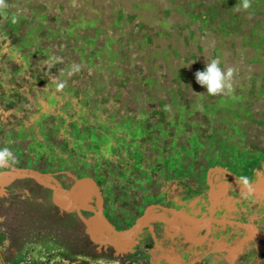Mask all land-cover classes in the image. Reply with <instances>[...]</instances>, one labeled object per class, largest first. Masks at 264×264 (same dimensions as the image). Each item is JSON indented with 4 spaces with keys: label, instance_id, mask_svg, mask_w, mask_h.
Returning a JSON list of instances; mask_svg holds the SVG:
<instances>
[{
    "label": "rangeland",
    "instance_id": "obj_1",
    "mask_svg": "<svg viewBox=\"0 0 264 264\" xmlns=\"http://www.w3.org/2000/svg\"><path fill=\"white\" fill-rule=\"evenodd\" d=\"M50 1L54 6L58 0ZM78 1L72 0L74 5ZM96 1L93 7L83 3L82 11L67 8L71 25L76 15L98 20L85 33L78 23L75 32L62 31L60 45L40 12L32 11V0L20 4L26 9L27 14L18 13L28 35L22 40L16 29L17 42L26 47L22 63H27L32 43L43 49L48 43L50 50L57 48L53 59L61 64V70H51L52 76L61 80L41 90L42 95L54 92L50 101H36L40 94L33 91L35 98L29 101L21 91L23 99L10 106L0 124V148L18 139L21 127L26 139L39 129L41 135L52 129L60 145V166L55 158H49L50 165L37 164L41 148L55 146L43 138L17 155L13 167L0 169V262L264 264V166H246L247 160L224 155L197 171L194 161L197 156L201 162L210 160L212 140L201 137L209 123L222 127L226 122L231 132L237 130L238 141L247 134L251 141L264 140V0H252L246 11L240 10L241 0H112L131 13L130 22L138 27L134 33L126 26L127 15L119 17L118 9L111 13ZM12 17L8 26L7 20L0 23L5 28L2 64L21 49L4 39L17 23ZM91 36L115 39L102 48L96 43L99 62L85 50L78 53ZM213 57L222 68L235 69L227 94L207 95L196 82L195 73L205 70ZM73 61L77 67L68 76L62 67ZM12 64L15 69L24 66ZM90 66L99 71L97 88L84 75ZM23 116L28 122L21 125ZM103 124L120 134L112 140L99 135ZM83 129L93 137L80 144ZM156 132L162 139L144 140L145 152L166 141L169 168L135 167L134 159L142 155L138 141L143 133ZM75 150L85 158L74 156ZM68 160L77 167L70 177ZM192 170L194 180L186 178ZM140 173L149 182L138 180ZM241 176L250 179L251 196H241L236 182ZM125 183H132L136 192ZM171 215L179 217L176 223L168 220Z\"/></svg>",
    "mask_w": 264,
    "mask_h": 264
},
{
    "label": "trees",
    "instance_id": "obj_2",
    "mask_svg": "<svg viewBox=\"0 0 264 264\" xmlns=\"http://www.w3.org/2000/svg\"><path fill=\"white\" fill-rule=\"evenodd\" d=\"M50 0H32V11L35 14H39L38 16H40L41 18L44 19V21L46 22L45 27H47L50 32L52 33L51 36H53V39L55 40V37H57V40L59 41L57 44L60 45V41L63 42V40H60L64 37V34H62V31H69V34L72 33L75 28L77 26H74L76 23H78V26L81 25V29L83 30V33H85V31L87 30V28L89 27L90 23H96V21L98 20V18L95 15H91L92 19H86L85 16L83 18L78 17L77 15L74 18L73 23L74 24H70V21L72 20L73 17H71L68 14V7H71L73 9V7H75V11H82L83 7L82 4L85 3L87 7H93L95 6V4L97 3L96 0H79L75 5L72 2V0H58L57 2H55V5L52 6L51 1ZM23 2V0H5V4L6 7L4 8V10L2 12H0V23L6 22L7 18L9 19L10 16H13L11 18L12 21H17V23L14 25H12L11 30L9 32H7V34H9V38L5 37L4 39H6V41H8L10 47L13 45L18 44V49L21 50H14L13 52V56L12 59H7L6 63L7 64H2L0 63V124L1 122L5 121V119L9 116L11 109L10 106H12V104L18 102L19 100L23 99V97L21 96V91L24 90L29 96H28V100L31 101L33 98L35 97H31V92L33 91V93H35V95H39L40 96L38 98H35L36 101H41V100H45V99H49L53 100L55 98V94L53 93H44V95L41 94V90L45 91L47 89H49L50 85H57L61 80L60 77H58L57 79H55V77L52 76V71L51 70H61V64L59 61H56L53 59L54 56V50H56L57 48H53L52 50H50V45L48 43H46L49 48L46 49L44 47H38V45H36V43H32L31 47H30V53L28 55L27 58V63H22V56H23V52L26 50V47L24 45V41H19L17 42V35L22 39V40H26L28 35H26V33H24V29H22V25H21V19H22V14L18 13V12H22L23 14H27L26 13V9L23 6H20V4ZM97 6H101L104 9L109 10V12L112 13L116 12L119 15V17L127 15L128 21L126 24V26H129V32L130 33H134L138 30V27H133V22H130V20L132 19L131 17V13L125 12L122 8L119 9L120 3L118 1H112V0H98V5ZM118 7V8H117ZM98 9V7H97ZM101 12V11H100ZM79 14L84 15V12H81ZM78 14V15H79ZM37 16V15H36ZM3 20V21H2ZM8 21V20H7ZM29 21V20H28ZM10 23V21H8L7 23H5L6 26H8ZM139 24H141V22H137ZM24 24V23H23ZM37 24V23H35ZM142 25V24H141ZM21 27V28H20ZM35 27L38 28V25H35ZM16 29H17V35H16ZM111 29H109L110 31ZM53 31V32H52ZM55 31V32H54ZM5 32V28L0 26V38L3 36ZM75 32V31H74ZM32 34V33H31ZM30 34V35H31ZM56 34V35H55ZM70 37V36H69ZM68 38V37H66ZM102 39H97L95 36H91V39L89 41H85L84 43H86V48L85 49H80L78 50V53L83 50H85L84 52H86V54H88V58H90V60L92 61H96L99 62V51L100 50H96L95 49V45L97 43V46L99 48H102L103 46L106 45H110L112 42L111 40H115V39H108L107 41H101ZM67 41V39H66ZM69 41V39H68ZM83 43V44H84ZM110 46H107V48H109ZM34 50V51H33ZM77 51H73V53H76ZM155 55V53H154ZM80 56V55H78ZM113 60H115V58H113ZM15 61L18 64H22L24 65L23 67H20L19 69H15V65L12 64V62ZM11 62V63H9ZM71 67H77L75 65V61L64 65L62 68L64 70V72H66V74L68 76L71 75ZM99 68H101V64L98 65ZM59 69V70H58ZM84 70V69H83ZM82 72V69H81ZM99 71L97 69L92 70V66L86 68L84 70V75L86 76V80H88V84H93V88H97L98 84H99V76H98ZM19 76L22 77L21 79H19ZM77 82L74 84L76 85ZM60 85V84H58ZM40 90V91H39ZM54 91V90H53ZM11 95V96H10ZM95 101V100H93ZM97 102V101H95ZM13 116H16L15 114H13ZM113 117V115L111 116V118ZM16 119V117H15ZM15 119H12L11 121H13L14 123V128H18V121H15ZM23 118H21L20 123L22 124H27V120H23ZM108 120V119H107ZM106 120V121H107ZM225 122V120H224ZM262 121H260L261 123ZM48 124V123H47ZM261 125H264V122H262ZM208 127L205 129L204 134H201V137L207 138V139H211L212 143H213V150L210 152L209 158L210 160L208 162H201L203 161L202 158H200L201 156H197L194 157V161L196 163V166H198L199 168L197 169V171L202 170L203 168L206 169L209 167V165L212 163H215V161L219 158V157H224V155L227 156H235V158L237 159L238 162H246V166H249V164L255 163V165H259L261 167L264 166V161H263V155H264V140L262 139V141H251V137H248L247 134V138L244 141H238L237 140V130H233L231 132V127L226 125V122L224 123V125L222 127L219 126H214L213 124L209 123L207 125ZM44 127V126H42ZM238 127V126H237ZM264 128V126H263ZM218 129H222V130H218ZM116 128H113V125H105L103 124V126L101 128H99V135L104 136L106 134V137H108L110 140H112L111 138H115L116 136H118L120 134V130L116 132ZM108 132V133H107ZM115 132V133H114ZM1 133V132H0ZM42 131L39 129V131H37V133H32V136L29 139H26V132L24 131L23 127H21L20 131H19V135H18V139H11L10 141H8V143L10 144V146L8 147L15 155L17 161H19V159L17 158V155H19L21 152H27L29 149H32V144L34 143V141H42L43 142V138H47L46 143H49L50 141H54L52 142L53 146L52 148L50 146L45 147V148H41L42 151H40L41 155L40 157L37 159V164H42V165H50L49 162V158H55V160H57V168L60 166V162H59V150H60V145L58 143V138H55V131H52V129H50L48 131V133H46L45 135H41ZM60 134V133H59ZM86 129H83L80 133H79V137H78V142L80 144H83L85 140H87L88 138L90 139V137H93V134H88ZM264 134V131H263ZM259 136H261L262 134L259 133ZM143 140H139L138 144L142 145V147L140 146L138 151V155H141V159H134L135 161V167L137 168H141V167H145L146 169H151L152 170V166H161L163 169H168L169 168V162L171 161L170 159L172 158V156H170V153L168 154V152L166 151V141L165 144L163 145L162 142L158 141L157 144L151 145V147L149 146V152H145V146H144V140H158V139H162L161 137H163L162 133H153L152 136H150L149 134H144L143 133ZM21 139H24V141L22 143L18 142ZM55 139V140H54ZM1 141V140H0ZM3 143L7 142V141H2ZM92 144V141H90ZM6 144V143H5ZM161 144L163 146H161ZM139 147V146H138ZM36 148V147H35ZM233 149L232 152L228 151V149ZM35 150V149H34ZM52 150V151H51ZM228 151V152H226ZM226 152V153H225ZM74 156L80 158L82 155L79 153L78 150H75L73 152ZM85 158V157H82ZM80 158V159H82ZM61 161V160H60ZM70 160H68V165H69V172H68V177L72 176L75 172V170L77 169L76 165H74L73 163L69 162ZM25 162V161H22ZM198 162L200 165H198ZM201 162V163H200ZM26 163V162H25ZM252 165V164H251ZM250 165V166H251ZM167 171V170H166ZM185 171V170H184ZM176 174V173H175ZM70 175V176H69ZM140 177L138 178V180H142L144 182H149L148 177H143V173L138 174ZM185 176V174H184ZM190 180H194V170H192V173L189 175ZM67 181V180H65ZM67 183V182H66ZM125 187L127 189L132 190L134 193L136 192V190H134V188L132 187L133 184L132 183H125ZM132 184V185H131ZM151 185V184H150ZM152 187V186H151ZM150 187V188H151ZM121 192H119L118 194H120ZM151 193V192H150ZM150 193L148 194V196L150 195ZM147 196V197H148ZM121 205V204H120ZM122 206V205H121ZM142 206H145V203L142 204ZM133 207V204L130 205V208Z\"/></svg>",
    "mask_w": 264,
    "mask_h": 264
},
{
    "label": "clouds",
    "instance_id": "obj_3",
    "mask_svg": "<svg viewBox=\"0 0 264 264\" xmlns=\"http://www.w3.org/2000/svg\"><path fill=\"white\" fill-rule=\"evenodd\" d=\"M252 6V0H241L240 10H248ZM6 7L5 0H0V12ZM218 57H213L210 61L207 59L206 68L203 71L195 73L196 82L206 88L207 95L218 96L227 94L232 87V78L235 69L222 68ZM199 95V94H198ZM18 163L14 153L8 148H0V169L11 168ZM236 182L241 186V196H251L252 185L249 178L245 176L237 177Z\"/></svg>",
    "mask_w": 264,
    "mask_h": 264
},
{
    "label": "crops",
    "instance_id": "obj_4",
    "mask_svg": "<svg viewBox=\"0 0 264 264\" xmlns=\"http://www.w3.org/2000/svg\"><path fill=\"white\" fill-rule=\"evenodd\" d=\"M178 216H175V215H171V216H168V220L170 221V222H172V223H176L177 222V220H178Z\"/></svg>",
    "mask_w": 264,
    "mask_h": 264
},
{
    "label": "built area",
    "instance_id": "obj_5",
    "mask_svg": "<svg viewBox=\"0 0 264 264\" xmlns=\"http://www.w3.org/2000/svg\"><path fill=\"white\" fill-rule=\"evenodd\" d=\"M0 264H7V263H1V262H0ZM40 264H48V263L46 262V263H40Z\"/></svg>",
    "mask_w": 264,
    "mask_h": 264
}]
</instances>
